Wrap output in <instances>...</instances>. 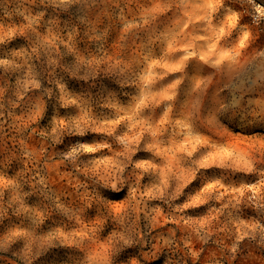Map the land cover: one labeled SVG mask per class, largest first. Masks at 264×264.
<instances>
[{"label":"rangeland","instance_id":"374dc122","mask_svg":"<svg viewBox=\"0 0 264 264\" xmlns=\"http://www.w3.org/2000/svg\"><path fill=\"white\" fill-rule=\"evenodd\" d=\"M0 264H264V0H0Z\"/></svg>","mask_w":264,"mask_h":264}]
</instances>
